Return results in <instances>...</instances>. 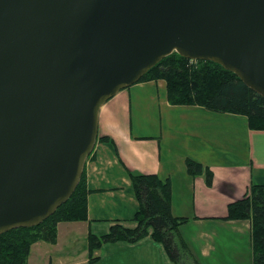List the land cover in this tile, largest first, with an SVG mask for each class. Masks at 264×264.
Returning <instances> with one entry per match:
<instances>
[{"label":"water","instance_id":"95a60500","mask_svg":"<svg viewBox=\"0 0 264 264\" xmlns=\"http://www.w3.org/2000/svg\"><path fill=\"white\" fill-rule=\"evenodd\" d=\"M174 53L264 97V0H0V236L73 196L101 108Z\"/></svg>","mask_w":264,"mask_h":264},{"label":"crops","instance_id":"0c3cea01","mask_svg":"<svg viewBox=\"0 0 264 264\" xmlns=\"http://www.w3.org/2000/svg\"><path fill=\"white\" fill-rule=\"evenodd\" d=\"M188 161L209 169L213 185L205 172L191 175ZM130 174L170 182L172 214L187 220L180 235L199 264H254L252 221L227 218L229 205L264 185V130L252 129L246 115L171 104L165 80L136 83L101 108L85 166L88 220L60 223L56 244H34L28 264H89L90 234L136 228L140 202ZM152 233L103 244L95 264H176Z\"/></svg>","mask_w":264,"mask_h":264},{"label":"trees","instance_id":"16d2710c","mask_svg":"<svg viewBox=\"0 0 264 264\" xmlns=\"http://www.w3.org/2000/svg\"><path fill=\"white\" fill-rule=\"evenodd\" d=\"M165 80L169 102L173 105H199L217 112L246 115L252 129L264 130V97L243 83L237 75L211 61H192L174 53L163 59L140 82ZM191 175L205 172L208 186L214 175L194 161L187 162ZM140 209L134 229L114 225L103 236H89V264L98 261L94 252L103 244L125 241L136 243L149 235L162 243L176 264H199L180 235L186 219L172 214L170 182L156 175L130 174ZM85 172L73 196L50 218L32 228H19L0 236V264H28L34 244H56L58 225L88 220V195ZM229 220H251L254 264H264V185H252L249 194L229 205Z\"/></svg>","mask_w":264,"mask_h":264},{"label":"rangeland","instance_id":"374dc122","mask_svg":"<svg viewBox=\"0 0 264 264\" xmlns=\"http://www.w3.org/2000/svg\"><path fill=\"white\" fill-rule=\"evenodd\" d=\"M83 246V243L80 244V248Z\"/></svg>","mask_w":264,"mask_h":264}]
</instances>
